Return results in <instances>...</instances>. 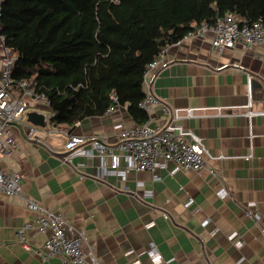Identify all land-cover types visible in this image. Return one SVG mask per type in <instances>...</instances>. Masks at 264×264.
Returning a JSON list of instances; mask_svg holds the SVG:
<instances>
[{
	"label": "crops",
	"instance_id": "crops-1",
	"mask_svg": "<svg viewBox=\"0 0 264 264\" xmlns=\"http://www.w3.org/2000/svg\"><path fill=\"white\" fill-rule=\"evenodd\" d=\"M166 56L168 65L153 77L151 90L178 108V123L201 138L217 176L207 168L174 174L156 169L159 180L149 170H130L125 179L101 174L97 157L65 158L63 134L49 136L47 148L25 138L22 125H13L17 145L0 157V165L20 173L21 192L0 191V264H60L57 256L42 260L49 230L37 226L24 197L63 213L81 233V248L92 250L100 264H131L136 258L154 264L138 255L150 242L163 256L158 264H264V222L255 223L245 212L250 201L264 209V44L216 50L207 34L170 45ZM187 107L199 109L186 117ZM51 110L29 100L22 122L47 127L43 113ZM148 115L155 125L161 106L150 103ZM116 121L134 125L120 105L112 114L66 128L114 140ZM222 184L229 192L225 197L216 194ZM232 231L235 241L227 238Z\"/></svg>",
	"mask_w": 264,
	"mask_h": 264
},
{
	"label": "trees",
	"instance_id": "trees-1",
	"mask_svg": "<svg viewBox=\"0 0 264 264\" xmlns=\"http://www.w3.org/2000/svg\"><path fill=\"white\" fill-rule=\"evenodd\" d=\"M227 11L264 22V0H4L0 32L18 56L12 77L33 79L53 124L101 116L113 95L140 124L148 118L139 106L146 65L162 46Z\"/></svg>",
	"mask_w": 264,
	"mask_h": 264
},
{
	"label": "built area",
	"instance_id": "built-area-1",
	"mask_svg": "<svg viewBox=\"0 0 264 264\" xmlns=\"http://www.w3.org/2000/svg\"><path fill=\"white\" fill-rule=\"evenodd\" d=\"M3 1L0 0V5ZM207 34L210 35L211 46L216 50L233 48L236 44L251 48L254 45L264 44V22L261 18L251 22L242 21L236 14L227 11L215 23L201 22L188 30L181 39L162 46L145 67L143 74L145 97L139 102V106L147 113L150 103L159 104L161 106L160 120L152 125L151 117L148 115L147 120L140 124L125 125L116 121L113 124L116 138L109 140V137H98L94 134L89 136L74 134L64 126L53 124L52 110L50 115L43 113L46 119L49 118L47 127L24 124L22 116L29 100L49 107L48 101L43 93L35 90L32 78L15 80L12 77V70L18 56L7 46L5 36L0 32V43L3 46V54L0 56V157L11 154L16 147L10 128L19 124L25 128V138L41 142L47 148H50L46 141L49 136L63 134L66 138L65 158L85 156L91 160L97 157L101 174L111 173L125 179L130 170H149L153 173L152 178L159 180L161 176L155 173L156 169L168 168V173L174 174L179 169L195 171L207 168L212 175L217 176V171L207 162L209 152L201 138L178 123L180 118L178 108L168 105L151 90L153 77L168 65L169 59L166 54L169 46L179 43L184 38L205 37ZM112 99L113 104L107 107L104 115L112 114L115 107L120 106L117 104V96L113 95ZM250 104L249 102L248 107ZM123 106L126 107V105ZM198 109L187 107L186 117H193ZM254 112L256 111L248 110L246 114L250 115ZM78 124L79 121L73 123V125ZM138 184L141 185L142 182L138 181ZM0 191L7 195H18L21 192L20 173L7 172L0 165ZM216 194L219 197H225L229 192L222 184ZM24 202L25 206L34 212V221L37 226L40 229L49 230L40 251L43 261L57 256L60 258V264H100L92 250L81 248V233L66 220L63 213L54 212L30 197H24ZM245 212L255 223L264 222V209L256 208L254 201L248 202ZM206 222L207 220H204L203 224ZM153 224L154 222L150 221L145 225L150 227ZM30 226L28 223L23 228ZM18 234L22 235L23 230H19ZM227 238L235 241V232H229ZM23 246L29 249L27 244L23 243ZM142 253L147 255L154 264L164 261L153 242H150L148 247L138 255ZM131 264H141V261L136 258Z\"/></svg>",
	"mask_w": 264,
	"mask_h": 264
},
{
	"label": "water",
	"instance_id": "water-1",
	"mask_svg": "<svg viewBox=\"0 0 264 264\" xmlns=\"http://www.w3.org/2000/svg\"><path fill=\"white\" fill-rule=\"evenodd\" d=\"M51 119H53V117H51ZM63 154H65V152H63Z\"/></svg>",
	"mask_w": 264,
	"mask_h": 264
}]
</instances>
